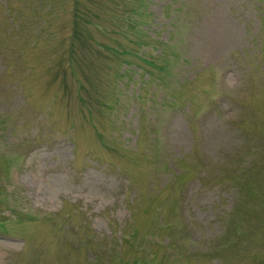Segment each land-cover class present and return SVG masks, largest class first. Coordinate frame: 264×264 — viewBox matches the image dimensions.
Instances as JSON below:
<instances>
[{
	"label": "rangeland",
	"instance_id": "1",
	"mask_svg": "<svg viewBox=\"0 0 264 264\" xmlns=\"http://www.w3.org/2000/svg\"><path fill=\"white\" fill-rule=\"evenodd\" d=\"M0 264H264V0H0Z\"/></svg>",
	"mask_w": 264,
	"mask_h": 264
}]
</instances>
